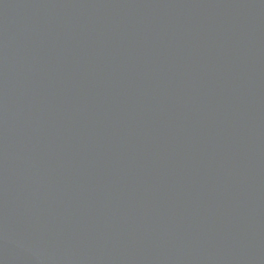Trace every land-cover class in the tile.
I'll list each match as a JSON object with an SVG mask.
<instances>
[{
  "label": "water",
  "instance_id": "1",
  "mask_svg": "<svg viewBox=\"0 0 264 264\" xmlns=\"http://www.w3.org/2000/svg\"><path fill=\"white\" fill-rule=\"evenodd\" d=\"M0 264H264V0H0Z\"/></svg>",
  "mask_w": 264,
  "mask_h": 264
}]
</instances>
